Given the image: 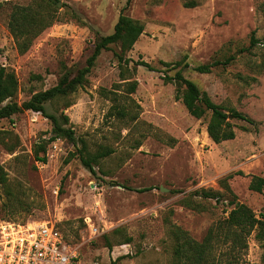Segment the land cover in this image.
Listing matches in <instances>:
<instances>
[{
    "label": "rangeland",
    "instance_id": "374dc122",
    "mask_svg": "<svg viewBox=\"0 0 264 264\" xmlns=\"http://www.w3.org/2000/svg\"><path fill=\"white\" fill-rule=\"evenodd\" d=\"M54 1L52 24L21 53L9 18L15 7L36 10V2L0 0V67L17 78V103L66 74L74 77L121 15L144 28L125 58L152 70L131 62L120 67L115 46L102 52L83 87L46 104L48 114L68 117L76 144L55 140L45 164L34 150L51 136L47 118L25 111L0 121V221L54 225L81 264H174L172 230L202 243L231 209L264 221V189H248L251 176L264 179V0ZM232 56L209 74L193 70ZM179 70L226 113L235 110L256 125L230 119L234 139L214 144L206 131L210 113L190 116L177 86L164 81ZM133 82L136 90L127 94ZM116 104L135 121L118 118ZM81 140L92 154L112 150L93 173L78 158L64 163ZM201 189L221 197L192 196ZM258 231L246 236L245 246L213 243V264H264Z\"/></svg>",
    "mask_w": 264,
    "mask_h": 264
},
{
    "label": "trees",
    "instance_id": "16d2710c",
    "mask_svg": "<svg viewBox=\"0 0 264 264\" xmlns=\"http://www.w3.org/2000/svg\"><path fill=\"white\" fill-rule=\"evenodd\" d=\"M35 2L36 10L31 7H15L9 18V31L13 35L17 48L21 53L27 51L31 41L53 22L54 15L48 10H50V6L56 5L55 1L35 0ZM143 31V25L138 21L132 20L125 15L119 16L113 33L97 39L93 45L90 57L86 60L85 66L74 77H69L66 74L61 77L54 87L35 93L29 100L20 104L15 101L18 92V81L15 74L4 67H0V121L10 119L13 115L25 111L39 113L47 118L52 124L51 136L48 139H41L34 150L35 160L45 164L47 162V146L55 140L64 139L74 145L76 144L73 130L67 127L69 124L68 117L63 115V113L60 115V118L48 114L46 104L58 98H66L76 92L78 88L83 87L87 76L91 73L99 56L102 52L111 50L113 46L118 48V51H115V57L120 67H127L129 62H131L134 67L142 66L152 70L150 65L143 61H133L125 58L126 54L132 51ZM255 44L256 41L253 39L251 46ZM233 59L234 57L232 56L222 62L215 61L211 64L200 65L193 70L199 74H209L213 68L228 66ZM164 81L177 86L178 93L176 94V98L182 102L190 116L199 120L206 113H210V120L207 124L206 131L209 139L214 144H220L224 141L234 139L235 133L232 128L233 126L229 122L230 119L239 120L249 125H256L253 120L235 110L231 109L226 113L221 106L213 103L205 92H201L195 83L186 79L182 75L181 70L177 71L172 77L165 76ZM128 84L126 85V93L133 94L137 85L135 82ZM125 107V105L121 104L114 105L113 110H116V116L121 119L127 118V120H131L132 122L135 121L136 116L132 117L130 115L131 112ZM111 153V149H105L102 152H96L94 154L89 153L87 145L81 140V148L76 153H69L64 163L67 164L70 160L78 158L84 168L93 173L94 165L98 164L101 159L108 157ZM236 174L241 175V173ZM230 178L231 175L226 177L224 182ZM3 180L4 174L0 168V181L2 182ZM248 189L255 193H262L264 179L258 176H251ZM151 190V188H147L141 189L138 192L143 193ZM192 196L199 197L202 200H214L221 197V194L201 189L195 191ZM230 205H233V201ZM254 230H259V236L263 235L264 221L262 219H256L245 211L240 212L235 209H231L226 218L208 230L207 236L202 243H197L190 239L179 229L172 230L170 233L176 239V245L173 249L174 264H213V243L224 240L225 242L230 241L232 247L240 244L241 246H245L242 242ZM130 240L126 239V243L128 244ZM107 246L111 248L110 244ZM116 261L111 264H115ZM227 264L230 263L227 262Z\"/></svg>",
    "mask_w": 264,
    "mask_h": 264
},
{
    "label": "built area",
    "instance_id": "2783aa9c",
    "mask_svg": "<svg viewBox=\"0 0 264 264\" xmlns=\"http://www.w3.org/2000/svg\"><path fill=\"white\" fill-rule=\"evenodd\" d=\"M0 264H81L80 254L48 222L0 221Z\"/></svg>",
    "mask_w": 264,
    "mask_h": 264
},
{
    "label": "water",
    "instance_id": "95a60500",
    "mask_svg": "<svg viewBox=\"0 0 264 264\" xmlns=\"http://www.w3.org/2000/svg\"><path fill=\"white\" fill-rule=\"evenodd\" d=\"M161 191H164V190L161 189Z\"/></svg>",
    "mask_w": 264,
    "mask_h": 264
}]
</instances>
